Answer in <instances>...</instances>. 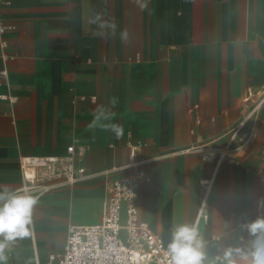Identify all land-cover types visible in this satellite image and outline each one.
<instances>
[{
  "label": "crops",
  "instance_id": "0c3cea01",
  "mask_svg": "<svg viewBox=\"0 0 264 264\" xmlns=\"http://www.w3.org/2000/svg\"><path fill=\"white\" fill-rule=\"evenodd\" d=\"M97 15L115 35L94 34ZM0 18L11 26L0 44V186L20 189L21 157L86 147L74 155L79 180L44 178L30 234L5 249L6 264H56L68 226L100 222L108 184L133 163L147 176L138 219L165 243L187 223L206 242L205 264L248 246L236 229L264 216V99L243 125L248 141L219 151L264 96V0H147L145 10L133 0H0ZM101 107L122 138L90 127Z\"/></svg>",
  "mask_w": 264,
  "mask_h": 264
},
{
  "label": "built area",
  "instance_id": "2783aa9c",
  "mask_svg": "<svg viewBox=\"0 0 264 264\" xmlns=\"http://www.w3.org/2000/svg\"><path fill=\"white\" fill-rule=\"evenodd\" d=\"M11 26L0 18V44H5L4 34ZM264 96L257 100L243 118L229 128V138L219 151L223 159L230 151L242 147L250 133L242 132L243 125L250 118H256ZM130 156H134L136 145L128 142ZM84 145H69L66 155L24 156L19 159L22 186L33 197H37L48 185L47 176H58L65 183L72 184L84 174V167L77 166L75 154L82 155ZM147 180L145 171L132 164L131 172L110 181L107 197L103 203L100 222L89 225L70 224L67 228V242L56 264H167L165 255L168 243L149 226L139 221L136 197L142 182ZM262 215L259 210V216ZM216 256L206 264L219 261Z\"/></svg>",
  "mask_w": 264,
  "mask_h": 264
},
{
  "label": "clouds",
  "instance_id": "9594fccd",
  "mask_svg": "<svg viewBox=\"0 0 264 264\" xmlns=\"http://www.w3.org/2000/svg\"><path fill=\"white\" fill-rule=\"evenodd\" d=\"M141 10L147 8V0H133ZM101 31L94 33L104 37L103 29H109L112 35L116 34L117 24L114 21H105L97 15L92 21ZM120 39L127 43L129 33L121 30ZM114 114L103 107L98 108L93 116L91 128L99 127L110 131L120 139L124 135L123 126L117 123H101L102 120H111ZM36 199L26 189L13 190L7 186H0V264H6L8 257L5 255L11 242L17 238H24L30 234L29 226L32 223V210ZM264 206V205H262ZM237 232L246 231L250 237L246 248L227 247L222 256L218 257L220 264H264V216H257L254 220L245 218L238 223ZM206 242L194 224L176 225L167 245V264H205Z\"/></svg>",
  "mask_w": 264,
  "mask_h": 264
}]
</instances>
